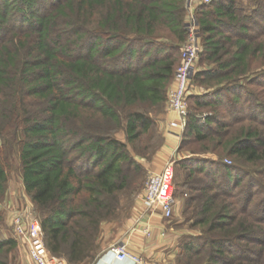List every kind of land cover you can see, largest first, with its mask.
<instances>
[{
	"label": "trees",
	"instance_id": "obj_1",
	"mask_svg": "<svg viewBox=\"0 0 264 264\" xmlns=\"http://www.w3.org/2000/svg\"><path fill=\"white\" fill-rule=\"evenodd\" d=\"M185 11L186 0H0V135L15 136L23 187L54 257L92 261L120 193L132 200L140 191L136 156L150 145L137 143L155 119L137 106L163 105ZM195 16L205 67L192 81L205 91L189 96L179 148L218 157L174 162L199 229L182 238L178 264H264V0L250 10L210 0ZM8 167L0 155V199ZM15 248L14 237H0V264L12 263L5 255Z\"/></svg>",
	"mask_w": 264,
	"mask_h": 264
},
{
	"label": "crops",
	"instance_id": "obj_2",
	"mask_svg": "<svg viewBox=\"0 0 264 264\" xmlns=\"http://www.w3.org/2000/svg\"><path fill=\"white\" fill-rule=\"evenodd\" d=\"M173 83L174 77L168 86ZM204 91L205 88L197 85L190 89V95H198ZM154 119L159 142L150 154L136 156L146 175L151 171H160L171 157L178 161L195 154L186 148H179L183 129L170 126V121L178 120L176 114L164 106V110ZM200 155L213 157L209 154ZM176 173L180 176L178 180L173 174L172 182L167 186L173 204V215L170 218H165L157 211L151 212L137 197L132 200L122 198L117 213L100 223L96 256L92 261L86 260L81 264H136L129 257L117 260L109 251L116 246H124L129 254L147 260L178 264L182 238L198 234L199 229L191 225V210L185 208L186 191L181 185L183 176L179 170ZM13 237L16 239V254L12 264H36L29 255L26 240L16 235ZM55 258L58 264H69L64 258Z\"/></svg>",
	"mask_w": 264,
	"mask_h": 264
},
{
	"label": "built area",
	"instance_id": "obj_3",
	"mask_svg": "<svg viewBox=\"0 0 264 264\" xmlns=\"http://www.w3.org/2000/svg\"><path fill=\"white\" fill-rule=\"evenodd\" d=\"M210 0H201L199 3H207ZM191 6L185 22L186 37L181 45L179 64L175 70L174 85L167 91L166 108L178 117V120L170 121V126L182 130L186 124V116L189 113L186 99L190 95V78L196 72L195 63L198 62L201 51L200 30L195 16V6ZM207 112H203V116ZM174 157L169 158L160 171H151L147 174L146 181L136 197L144 202L152 212H160L165 218L173 215L171 193L167 186L172 182L174 173ZM226 162H230L225 158ZM32 205H26L18 209L12 219V229L16 236L24 238L28 244V252L36 264H58L54 255L45 245L42 230L38 219L33 216ZM148 233V232H147ZM117 260L126 257L136 264H167L157 260H147L137 255L129 254L124 246H116L109 250Z\"/></svg>",
	"mask_w": 264,
	"mask_h": 264
},
{
	"label": "rangeland",
	"instance_id": "obj_4",
	"mask_svg": "<svg viewBox=\"0 0 264 264\" xmlns=\"http://www.w3.org/2000/svg\"><path fill=\"white\" fill-rule=\"evenodd\" d=\"M198 1L201 2V0H186V11H185L184 24L186 22V18L188 16V14L191 12V6L193 7V5H195V3L197 4ZM240 1L242 3V6L246 10H250L253 6V3H254V0H240ZM202 65L204 66V64H201L198 60V62L195 63V70L196 71L199 70L201 67H203ZM174 80H175V73H174ZM174 83L172 84V86L174 85ZM172 86L167 87L166 97H167V91ZM194 86H197V84L192 81V77H191L190 78L189 91ZM189 96L186 99L188 112H190V110L193 109V107H194L192 101L189 100ZM166 97H165V101H164L162 106L146 107L145 104H139L137 107L138 108L144 107L145 110H147L149 113H151V115H153L155 117L158 115V113H161L164 110V106L166 107ZM119 111H120V116L123 117V115H124L123 109L121 110L119 107ZM113 134L118 138L119 137L121 138V136L123 138V135H122L123 133H122L121 128L114 130ZM141 138H142L141 141L139 140L137 145H139V143L141 144V142H142V144L144 142H148V146L150 145L149 146L150 148L149 147H147V148L150 149V151H149V154H150L153 151L154 146L159 142V137H158V133L156 130V126L151 128L148 131V133L143 135ZM133 145L134 144L130 145V151L136 152L137 148ZM139 146H141V145H139ZM188 150H189V148H188ZM194 153L200 154L201 152H194ZM201 154L213 155V157H215V158L218 157V153L210 152V151H203ZM0 155L5 157V160L9 164L8 181H7L6 190L0 199V213L2 216V219L0 220V237L1 236H3V237L12 236L13 237V236H15L13 229H12V219H13L14 213L18 209H21L28 204L32 205V203H31L32 201H31L29 195L26 193V191L23 187L22 178H21L20 162H19L18 152H17V144H16L15 136L11 130H8L4 134L0 135ZM224 161H225V158H224ZM173 174L175 175V179L178 180V178L180 176H177V174L179 175V173H173ZM146 177H147L146 173H143L142 175H134V177H133L134 186L138 187L136 191L142 189V187L145 184ZM131 194L132 193H130V191L127 190V191L121 192L119 196L126 197V195L129 196ZM31 210H32L33 216L35 215L34 216L35 219L39 220L38 211L34 205H32ZM14 254H16L15 250H13L11 253L9 252L7 255H5V258L10 259L12 257L13 260H11V259L10 260L13 263L15 261V259H14L15 255Z\"/></svg>",
	"mask_w": 264,
	"mask_h": 264
}]
</instances>
